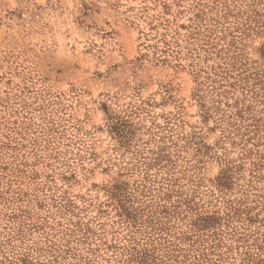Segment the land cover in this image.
<instances>
[{"label": "rangeland", "instance_id": "obj_1", "mask_svg": "<svg viewBox=\"0 0 264 264\" xmlns=\"http://www.w3.org/2000/svg\"><path fill=\"white\" fill-rule=\"evenodd\" d=\"M253 9L264 0H0V264H264V179L204 120L198 95L215 93L189 65L210 70L220 48L264 76ZM225 161L243 164L226 188Z\"/></svg>", "mask_w": 264, "mask_h": 264}, {"label": "trees", "instance_id": "obj_2", "mask_svg": "<svg viewBox=\"0 0 264 264\" xmlns=\"http://www.w3.org/2000/svg\"><path fill=\"white\" fill-rule=\"evenodd\" d=\"M254 17H263L264 12L259 10H252ZM228 12V11H227ZM199 17L198 14L194 15ZM249 16V15H248ZM247 16V17H248ZM198 29L189 30L186 35L187 38L195 39V35L198 34ZM203 37V38H202ZM161 45L160 52H167L171 49L170 43L166 40L165 33H161L158 38ZM175 45H178L175 37L172 39ZM200 40L204 44V48L208 45L210 52L214 50L213 45L209 42L208 35L206 33L201 34ZM190 41V40H189ZM188 41V42H189ZM186 42V53H192V48L189 43ZM158 43L155 42L152 47L158 48ZM190 47V48H189ZM212 49V50H211ZM179 50H175V54L180 58ZM185 53V54H186ZM214 55L219 57V60L210 67V70H204L202 66L195 67L192 63V59L189 63L190 67H193L195 77L201 76L199 84L209 87L210 91L215 94L213 96V105H206L204 99L198 95L200 100V106L203 113L204 120L213 118L214 126L220 128L222 137L228 139L231 145H238L240 149V159H251V176L255 179H264V174L261 171L264 168V76L259 75L257 72L249 71L245 66L237 62L236 56L227 54L226 50L218 48L213 51ZM264 54V45L262 48ZM194 56V55H193ZM240 64V66H239ZM240 89L241 97H232V101H227L226 98L230 93V89ZM245 100H250L249 103H245ZM256 104H260L259 108H255ZM113 122L111 127L114 133L119 139L128 137L130 132L126 128H131V125L125 123ZM168 160L167 153H164L162 149L155 152V155L150 160L151 164L163 166ZM242 163H235L234 161H225V168L221 171L218 177V185L220 187H228L233 185V175L235 167H242ZM249 187H252V181H250ZM123 186L118 184L111 191L113 195L117 196L115 199L118 205L119 215L131 221L136 222V211L131 205L126 203L125 199L121 198L119 193L124 192ZM187 208L191 209L190 205ZM235 211H240V208L234 207ZM192 225L196 229L204 230L213 228L219 220V215L215 212L206 214H197ZM133 222V223H134ZM132 223V222H131ZM131 257L137 256V262L139 264H150L147 262L146 255L131 253Z\"/></svg>", "mask_w": 264, "mask_h": 264}]
</instances>
